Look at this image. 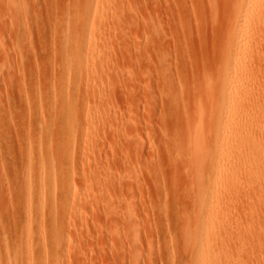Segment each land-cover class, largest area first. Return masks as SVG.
<instances>
[{
    "label": "rangeland",
    "instance_id": "1",
    "mask_svg": "<svg viewBox=\"0 0 264 264\" xmlns=\"http://www.w3.org/2000/svg\"><path fill=\"white\" fill-rule=\"evenodd\" d=\"M238 2L0 0V264H196L185 165L223 135L243 156L218 255L264 264V50L224 133Z\"/></svg>",
    "mask_w": 264,
    "mask_h": 264
},
{
    "label": "bare ground",
    "instance_id": "2",
    "mask_svg": "<svg viewBox=\"0 0 264 264\" xmlns=\"http://www.w3.org/2000/svg\"><path fill=\"white\" fill-rule=\"evenodd\" d=\"M238 3L236 9L237 15H235L236 24L233 30L234 34L226 49H224L226 65L224 70H222L224 82V95L222 98L225 99L224 102L226 103L225 134L230 128V124H235V127H237L234 128L233 132L240 129V123L245 120L243 118L244 110L258 100L256 92L253 89L248 92H241L240 89L243 81L248 80L250 76L256 74V69L264 50V0H240ZM90 9L94 10L92 6L91 8L89 7V10ZM92 38H94V36H92ZM68 39L66 43H69ZM90 43L91 47L94 44V40L92 39ZM90 56L91 54L89 53L87 60L84 62H80L81 60L77 61L74 65V69H82L85 66L88 70L93 69L94 59L90 58ZM241 57L248 58L244 66L234 62L231 63V60L235 61ZM68 64L69 63H67V65ZM64 92L65 91H63L62 94H64ZM210 100L213 101L214 99L211 98ZM233 137V135L230 138L223 135L219 151L218 142L216 145L212 146L209 144L210 142L197 143V147L202 148L200 153L201 159L198 161L199 163L196 162V155H192V161L190 162L189 160L185 165V172L187 171V174L192 175L193 186L198 189V193H192L196 206L194 208V216L200 218L203 213L205 217H208L206 220H203V223H206L205 226L196 227L193 230L196 234L193 236L194 243L192 245L194 248L200 249V255L198 257L194 254L195 252L191 253L192 259L197 257V260H195L196 264L222 263L223 258H220L218 253L224 246V239L220 236V232L223 231V219L229 212V204H226V200L232 195V189L235 187L234 181L236 180L237 174L235 170L233 171L234 165L237 161L241 160L243 156L242 154L235 158L234 155H226L225 151L234 143L235 138ZM229 141H231V143ZM212 160L215 161L212 162ZM246 164H248L249 168H254V158H250V160L247 158ZM198 167L201 168L202 174L195 176L194 170ZM45 176L46 180L48 175ZM185 194L186 197L188 195L191 197L188 187L185 190ZM208 196L213 197L211 203L201 208V201ZM28 224L30 225L31 223ZM31 228L32 226L30 229ZM30 229L26 232L28 235L32 233ZM29 247L27 249H29ZM27 252L30 254L31 250ZM27 255L26 258L31 254Z\"/></svg>",
    "mask_w": 264,
    "mask_h": 264
}]
</instances>
